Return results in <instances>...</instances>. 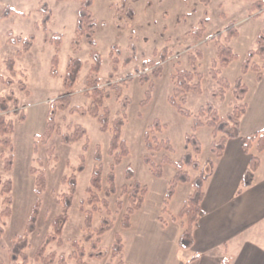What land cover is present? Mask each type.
<instances>
[{
    "label": "rangeland",
    "instance_id": "obj_1",
    "mask_svg": "<svg viewBox=\"0 0 264 264\" xmlns=\"http://www.w3.org/2000/svg\"><path fill=\"white\" fill-rule=\"evenodd\" d=\"M84 1L13 0L9 4L16 11L0 21V97H13L10 110H0V115L14 125L11 146L2 142L0 134V264H23L25 257L28 264H45L37 258L44 243H48L46 257L56 254L49 264H78L71 257L80 253L75 242L84 248L90 264H118L122 253H130L135 243L153 240L156 236L151 228L142 230V210L132 215L129 227L123 225L132 205L123 185L132 190L138 180L153 189L160 178L153 174L155 169L162 173L159 180H172L179 171L176 162L190 152L198 164L184 167L191 181L178 183L172 200L164 204L167 211H162L163 221L168 217L172 220L171 213L178 215L194 192L193 180L207 174L217 157L212 146L213 127L206 124L194 128L199 110L211 105L225 120L241 102L240 90L233 87L227 88L224 98L214 95L221 94L223 85L214 78L213 67L221 70L220 76L231 86L242 76L248 88L256 77L253 70L243 74L242 66L249 51L258 48L256 39L264 29V7L253 9L258 0H91L90 10L97 22L95 48L101 59L99 75H95L103 96L99 102L89 86L94 47L87 33L77 34ZM9 4L0 0V16ZM44 4L46 11L42 10ZM47 12L51 20L46 28L43 19ZM201 28L205 31L197 40L195 30ZM54 34H61L60 45L53 40ZM219 45L231 47L237 54L228 66H222ZM72 59L80 60L82 67L69 87L66 77ZM254 64L261 71L264 57H253L249 67ZM156 65L162 67L158 77ZM184 69L203 74L201 92L191 90L184 98L176 96L189 115L170 101L175 95L172 76ZM95 104L99 106L98 116L90 113ZM106 110L109 117L103 130L99 116ZM118 119L124 120L122 138L129 148L121 163H116L115 154L110 152ZM156 122L162 128L155 135L160 141L169 140L173 149L163 147L153 152L147 148L146 132ZM78 127L86 129V136L66 142L64 136H73ZM147 155L154 164L146 162ZM10 158L13 165L8 170ZM99 166L102 188L95 191L97 198L88 188ZM128 167L134 170L132 179L127 178ZM40 173L45 175V188L38 193ZM10 179L12 190L3 192ZM68 200V220L57 236L53 220L64 214ZM8 207L11 213L3 214ZM145 215L149 220V214ZM118 235L123 252L114 255ZM174 248L179 258L190 255L179 244ZM99 251L101 256H89Z\"/></svg>",
    "mask_w": 264,
    "mask_h": 264
},
{
    "label": "trees",
    "instance_id": "obj_2",
    "mask_svg": "<svg viewBox=\"0 0 264 264\" xmlns=\"http://www.w3.org/2000/svg\"><path fill=\"white\" fill-rule=\"evenodd\" d=\"M91 4H92L91 0H85L79 10L77 34L79 36H82L83 34L87 33L89 35L90 44L94 47V49L92 50V56L95 59V65L94 67H92V70H91L93 79H92V82H90L89 86L90 88L94 90V96L96 97L97 101L102 102L103 100L102 90L100 89L98 85V79L95 77V75L97 76L99 75V71L101 68V59H100V54L98 50L95 48L96 41L94 39V31H95V26L97 22L92 16V12L90 10ZM47 7H48L47 4H44L42 7V10L46 11ZM263 7H264V0H258L253 5V9L262 10ZM15 11H16L15 8L11 6H6L2 10L0 20L5 17L11 16ZM47 13L48 14H46V16L43 19V24L46 28H47L49 21L51 20V13L50 12H47ZM204 31H205L204 28L196 29L195 38L197 40H201L202 33ZM10 34L12 35L11 41L15 42L16 39L15 37H13V32L10 31ZM61 37H62L61 34L53 35V40L56 41L57 45L61 44ZM30 39L33 40L34 37L31 36ZM18 40H22V39L18 38ZM256 42H257L258 48L249 51L246 62L243 64V73H246L249 69H252L253 71H256L258 74V77L261 78L264 66L262 70L259 71V67L256 64H254L252 67H249V65L253 57H256L258 55H262V57H264V29L258 34ZM26 43H27V46H30L31 44L30 41ZM218 52L222 56V66H228L230 62H232L234 59L237 58V54L234 53L233 49L225 45H219ZM163 57L165 56L163 55ZM116 60L117 59H115V61ZM54 62L55 64L58 62L57 56ZM145 63L149 64L150 62H145ZM81 67H82V62L80 60L72 59L71 62L69 63L67 77H66V84L69 87H72V85L75 83ZM154 72H155V75L158 77L162 72V67L160 65H156ZM220 73H221V70L217 68L216 66H214L212 69V74L214 78L218 80V83H221V85H223L221 94L218 95L217 93H215L214 95L224 98L225 93H226L225 91L227 90V88L233 87V89L235 90L237 89L240 90L238 92V99L241 102H238L237 104H235L234 109L227 114V119L225 120H222L220 118L219 112L215 107L211 105H209L208 107L203 106L199 110V114L195 117V122H194L195 129H197L200 126L206 125V124L213 127V131H214L213 134H214L215 139L212 142V146H213V152L215 156L217 157L223 154L225 150V145L229 138L240 137L241 118L247 108V103L244 102V100H245V95L248 91L247 86L243 83L242 76H240L237 79L234 86H231L229 80L226 77H221ZM172 77H173V81L175 85V95L171 96L170 101L173 105L179 107V109L183 111L181 103L178 102V99L176 96L182 95V97L184 98L187 95V93L191 90L201 92L202 91L201 82L203 79V74L197 70L184 69V70H180V72L176 74H173ZM12 99L13 97H0V110L2 112H8L10 110L9 102ZM15 101L17 102V100ZM98 112H99V106L95 104V106H93L90 109V113L93 114L94 116H98ZM108 112L109 111L106 110L105 114H102L99 116L100 122L102 123L103 130H106L107 128L108 117H109ZM183 112L189 115L188 112H185V111ZM22 119H25V116H22ZM123 126H124V120L122 119L115 120L110 152L113 155L115 154L116 163H121L123 157L128 156L129 154V148L127 146V142L125 139L122 138ZM161 128L162 126L160 122H156L155 124L151 125L149 127V130L146 132V145L150 151L154 152V151L162 149L163 147L170 149V150L173 149L169 140L163 139L160 141L157 135H155L156 130L159 131L161 130ZM13 132H14L13 123L7 122V120L5 119V116L0 115V134L4 137L2 142L5 145L7 146L12 145L11 135L13 134ZM86 134H87V131L85 128L78 127L73 136L70 135L69 137H65L66 136L65 135L64 140L66 142H73V141H76V140H79L85 137ZM243 146L247 153H250L254 149H256L258 152H264V130L255 132L254 134L245 137ZM119 149H122V150L119 152ZM97 159L100 160V156H97ZM145 160L147 163L154 164L152 158L149 155L146 156ZM12 165H13L12 158H10L6 166L7 169L10 170ZM176 165L179 171L177 172V174L174 175L173 179L170 180L169 182V188H168L166 199H165L166 205L168 204L169 200L174 196L176 187L179 182L191 181V177L186 171H184V167L186 165L195 166V167L198 166L197 162L193 159L190 152H188L182 160L176 162ZM259 165H260V157L258 155H253L251 157V163H250L249 171L246 177V181H249V176H251L254 173V171H256ZM33 172H35V170H33ZM127 173H128V176H127L128 179L134 178V170L131 167L127 168ZM153 174L157 177L162 176L161 171L156 170V169L153 170ZM208 176H209L208 174L202 173L193 180V183L195 186L194 192L190 194L188 198L184 201V205L182 209L180 210L179 214L172 215V220L174 222L177 223L178 221H180V226H181L182 231H181V235L179 239V245L182 248L187 249V248L192 247L194 244V230H195V227L199 223L200 217L203 214L202 202L205 197L203 186ZM110 179L113 185L112 191L114 192L115 187H114L113 175L110 176ZM36 182H37V192L41 193V191L45 188L44 187L45 185L44 173L38 174ZM12 185H13L12 180L11 179L8 180L6 182V188L3 190V192H7V191L10 192L12 190ZM132 186H133V189L130 190L127 187V184L123 185V191L129 193L130 200L132 201V205L128 207V212L125 214V217L123 220V225L125 227H129L131 225L132 215L142 207L144 200H145V195L148 189L147 185L142 184L138 180H135ZM93 187L95 189H93ZM74 188L75 187L73 186V190ZM101 188H102V168L101 166H99L95 168V171L92 176V185L89 186L88 192L93 193V195L98 198L97 192L95 191L96 190L99 191L101 190ZM8 199L10 200L11 198H8ZM70 203L71 202L68 200L65 206L64 214L54 218L53 220L54 230L56 231L57 236H60L62 234L64 224L68 220L67 210L70 206ZM166 209L167 208L165 207L163 211H167ZM10 213H11L10 207H8L3 212V214L5 215H9ZM163 222L167 224V221H163ZM99 241L100 240H97V242ZM59 243H62V241L59 240ZM116 243L118 244H116V246L114 247V255L117 253V251L123 252V243H122L121 236L119 235L117 236ZM47 244L48 243L42 244V246L39 248L37 252V258L39 260H42V262L45 264H49L50 259L56 255L55 253H51L49 256L47 257L45 256ZM74 245L75 247L79 248L80 253L79 255H76L74 252L71 255V257L76 258L78 264H90L89 262L85 260L84 248L81 247L78 242H75ZM101 255L102 253L99 251L97 253L92 252L89 256L99 257ZM63 260L64 259L62 257L61 262L65 263V261L63 262ZM223 263L229 264V261L224 260ZM23 264H28V259L26 257H25V262ZM118 264H126V263L124 262V259L121 258Z\"/></svg>",
    "mask_w": 264,
    "mask_h": 264
},
{
    "label": "crops",
    "instance_id": "obj_3",
    "mask_svg": "<svg viewBox=\"0 0 264 264\" xmlns=\"http://www.w3.org/2000/svg\"><path fill=\"white\" fill-rule=\"evenodd\" d=\"M250 84L240 137L228 139L223 154L213 158V165L207 171L203 214L194 230V244L186 249L190 255L179 258L174 251L179 244L181 226L170 217L163 224L162 211L170 180H159L160 177L154 188L147 190L139 209L142 230L149 227L156 237L137 242L130 253H123L126 264H224V260L229 264H264V152L254 149L247 153L243 146L245 137L264 130V68L262 77L256 73ZM253 155L260 157V165L246 181ZM144 213L149 214V220Z\"/></svg>",
    "mask_w": 264,
    "mask_h": 264
}]
</instances>
